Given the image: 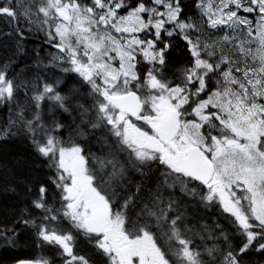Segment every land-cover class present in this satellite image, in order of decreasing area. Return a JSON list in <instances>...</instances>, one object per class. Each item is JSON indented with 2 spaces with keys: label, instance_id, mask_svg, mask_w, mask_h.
Segmentation results:
<instances>
[{
  "label": "snow or ice",
  "instance_id": "6c2138e0",
  "mask_svg": "<svg viewBox=\"0 0 264 264\" xmlns=\"http://www.w3.org/2000/svg\"><path fill=\"white\" fill-rule=\"evenodd\" d=\"M0 20V139L31 149L0 164L25 201L0 247L55 250L15 264L264 258V0H0Z\"/></svg>",
  "mask_w": 264,
  "mask_h": 264
},
{
  "label": "trees",
  "instance_id": "16d2710c",
  "mask_svg": "<svg viewBox=\"0 0 264 264\" xmlns=\"http://www.w3.org/2000/svg\"><path fill=\"white\" fill-rule=\"evenodd\" d=\"M37 41L31 40L27 43L26 47L28 49L29 55L24 58V64H32V49L37 46ZM51 48L44 47L40 55L45 56L47 52H50ZM47 61H45L46 63ZM17 70V68H16ZM75 83L73 80L69 79L67 86ZM8 109L6 107H0V127H2L7 119ZM31 149L27 141L22 138L9 139L6 142H3L0 145V157L1 164L7 163L9 167H12L16 161H20L19 165H16L17 170L23 164V161L30 156ZM46 171V169H45ZM11 177L9 176L6 169H0V221L9 219L15 211H18L19 208L24 206V193L22 189L18 188L17 192H12L6 190L9 185ZM209 213H213V211L203 212L204 221L208 225L213 224V220L219 219V222L229 231H231V227L229 224L225 222L224 219L219 218L216 215H209ZM32 234L29 232V229L22 230V235L19 237V243L15 247H9L4 249L3 254L0 256V264H11L10 262L20 258V257H28L29 254L34 249V240L31 237ZM26 237V238H25ZM199 243V241H198ZM31 251V252H30ZM248 259L253 260L256 264H263L264 258H261L259 255H254L249 257Z\"/></svg>",
  "mask_w": 264,
  "mask_h": 264
},
{
  "label": "flooded vegetation",
  "instance_id": "af4514ba",
  "mask_svg": "<svg viewBox=\"0 0 264 264\" xmlns=\"http://www.w3.org/2000/svg\"><path fill=\"white\" fill-rule=\"evenodd\" d=\"M54 74H55V75H60L58 72H55ZM63 78H64L65 81H66V85H65V86H67V83H68L69 79H71V80H73V81L75 82V77H74L73 75H71V74L68 75V76H64ZM15 138H20V137H13V138H9V139H15ZM9 139H7V140H9ZM7 140L0 139V145H1L3 142H6ZM0 164H1V158H0ZM0 169H1V167H0ZM209 215H211V216H212V215H216V216H218L217 214L214 213V211H213V213H209ZM29 232H31V234H32V233L34 232V230H33V229H29ZM31 237H33V236H31ZM33 240H34V239H33ZM197 243H198V241H197ZM82 246H86V245L82 244ZM4 249H5V248L0 247V255H1V253L4 251ZM30 252H31V251H30ZM41 255L46 256V257H54V256H55V250H54L53 248H50V247H45V248L38 247V246H37V243L34 242V249H33V251L29 254V256H28V257H20V258H17V259H37V258H39ZM17 259L11 261L10 263H11V264H15V261H16ZM56 264H60V262H59L58 259L56 260Z\"/></svg>",
  "mask_w": 264,
  "mask_h": 264
},
{
  "label": "rangeland",
  "instance_id": "374dc122",
  "mask_svg": "<svg viewBox=\"0 0 264 264\" xmlns=\"http://www.w3.org/2000/svg\"><path fill=\"white\" fill-rule=\"evenodd\" d=\"M6 26H5V24H4V22H3V20H0V28H5ZM2 56H3V53H2V50H0V59H2ZM24 66L23 65H21L20 64V66L19 67H17V72H19L20 71V68H23ZM7 116H8V112H7ZM1 158V157H0ZM2 159V158H1ZM26 238V237H25ZM3 254V252L1 253V255ZM0 255V256H1Z\"/></svg>",
  "mask_w": 264,
  "mask_h": 264
}]
</instances>
